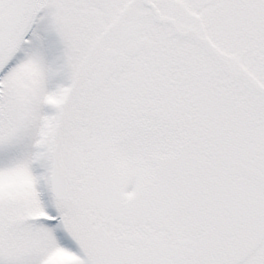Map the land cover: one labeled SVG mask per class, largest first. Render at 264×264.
I'll return each mask as SVG.
<instances>
[{"label":"snow or ice","instance_id":"obj_1","mask_svg":"<svg viewBox=\"0 0 264 264\" xmlns=\"http://www.w3.org/2000/svg\"><path fill=\"white\" fill-rule=\"evenodd\" d=\"M0 264H264V0H0Z\"/></svg>","mask_w":264,"mask_h":264}]
</instances>
